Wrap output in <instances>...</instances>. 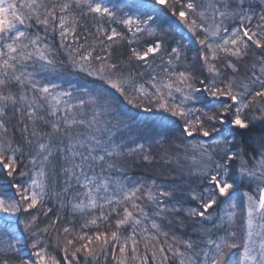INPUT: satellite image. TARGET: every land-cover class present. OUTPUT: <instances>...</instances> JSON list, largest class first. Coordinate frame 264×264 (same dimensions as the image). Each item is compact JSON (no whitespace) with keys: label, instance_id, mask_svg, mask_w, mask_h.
I'll list each match as a JSON object with an SVG mask.
<instances>
[{"label":"snow or ice","instance_id":"1","mask_svg":"<svg viewBox=\"0 0 264 264\" xmlns=\"http://www.w3.org/2000/svg\"><path fill=\"white\" fill-rule=\"evenodd\" d=\"M155 2L171 10L172 15L196 37L201 45L202 67L206 68L210 79L198 78L194 69L171 73L163 69L167 80L151 76L148 83L155 91L149 93L143 84L137 85L130 72L125 75L121 64L112 61L110 49L117 38L124 40L126 37L116 28L105 27V23L123 25L134 38L145 31L154 36L155 28L141 27L154 19L151 15L144 20L130 15L118 19L102 0H0V167L12 176L20 163L17 152L21 149L14 147L11 138L7 137L10 112L12 116L19 114L21 131L28 134L25 138H36L35 155L30 163L35 166L39 160L40 164L28 186L12 185L18 200L0 196V212L9 215L22 211L29 213L24 228L33 236L55 230V248L62 253L57 258L37 237L31 243L35 260L21 264H108L109 258L114 264H149V260L153 264H264V136L259 141V156L250 157L251 166L240 153L224 149L228 144L226 138L212 139L211 145L204 139L212 137L213 133L219 135L217 125L226 122L238 129H248L250 121L243 114L245 109H257L260 116L253 119L264 120V10L257 14L248 0H205L199 5L195 0ZM260 2L264 4V0ZM209 12L210 24L207 23ZM254 19L258 22L253 27ZM228 20H238L239 25L229 28L225 23ZM33 27L38 30L29 31ZM49 33L59 37L55 48L45 42ZM257 50L259 55H256ZM161 51L162 41L153 42L143 53L133 48L128 60L135 57L147 62L149 54ZM61 53L66 54L72 67L104 81L129 104L141 107L146 101L155 105L183 121L186 137H201L178 146L185 156L192 153L193 160L197 154L206 157V162L196 171L211 188L199 191L193 188L188 193L193 201H198V207L174 205L169 208L163 205L160 197H171V192L161 191L156 195L151 189L144 191L138 182L111 175L123 171L119 158L124 152L111 138H101L102 128L103 131L108 128L99 117L112 110L106 92L85 88L83 91L88 94V100L76 98V103H70V99L64 98H72L71 92L57 91V84H42L36 78L37 66L39 72H54L57 63L63 64V60H57ZM250 53L255 59L249 72L241 76L239 65ZM173 54L178 60L180 49H171L168 65L173 64ZM220 61H223L222 65ZM30 67L32 71H29ZM226 69H231V74ZM197 79L202 88L195 86ZM201 91L212 99L201 108H186V102L197 99L192 93ZM174 93L181 95L179 103H175ZM101 98H104L103 106L96 107ZM86 104L93 106L90 119L85 118ZM145 111H152V108ZM40 124L50 127L51 131H40ZM81 128L83 131L79 130ZM28 143L32 144V139H28ZM61 144L64 147L61 148ZM53 148L61 153L60 171L64 174L65 186L61 191L50 192L45 167L54 155ZM144 149V144H137L136 148L128 150V154L143 152L142 159L151 163V152ZM221 151V159L225 161L240 156L241 176L259 181L255 194L244 193L247 212L242 238L237 241L236 231H228L219 240L208 238L197 242L177 235L171 227L165 231L154 217H160L172 226L173 220L165 214L173 215L176 226L182 228L185 220L197 223V218L211 220L210 210L218 205L219 198L230 197L235 184L223 178L228 175V165L214 159ZM26 174L20 172L21 176ZM101 192L106 195L100 196ZM69 193L71 198L66 199ZM145 195L147 201L155 205L151 216L147 206L140 202ZM45 197H56L61 208L65 203L71 204L72 212L83 216L79 230L71 220L67 221V226L56 228L58 221L63 219L59 213L55 220L41 228L40 217H47L53 211L51 207L44 209ZM230 207L236 208L234 201ZM225 215L231 226L235 213L229 211ZM223 219L220 217L221 221ZM199 231L204 236L209 233L203 227ZM8 247L14 248V245L9 242Z\"/></svg>","mask_w":264,"mask_h":264},{"label":"trees","instance_id":"2","mask_svg":"<svg viewBox=\"0 0 264 264\" xmlns=\"http://www.w3.org/2000/svg\"><path fill=\"white\" fill-rule=\"evenodd\" d=\"M103 2V1H102ZM133 5L128 7V11H123L122 9H112L110 5H107L111 8L116 17L122 18L126 15L132 13V11L140 8L142 10L158 8L162 13H164L169 20L162 21L163 28L170 29L171 31L184 35V31L178 29L171 22L172 20H178L175 16L172 15L171 10L165 8L162 5L156 4L155 0H134ZM182 2H187V0H182ZM248 2L254 5V10L259 14L264 10V4H261L260 0H248ZM195 3L198 4V0H195ZM258 21L254 19L252 21V26L254 27ZM229 28L238 26V20H228L225 22ZM247 24V21H245ZM107 28H116L117 31L123 32L126 39L120 40L117 38L116 43L113 44V47L110 49L111 58L113 62H117L123 66L122 70L125 75L129 72L132 74L133 78L136 80L137 85L143 84L144 87L149 85L148 81L151 79L153 71L157 76L162 78L166 73L163 71L165 69L161 61H157L164 55L163 58L166 59L168 54L171 53V49L174 46L173 41H165L162 46V51L160 53L149 54L147 62L137 60L135 57L131 61L128 60V57L131 55V50L133 48L137 51L143 53L153 42H163L160 38L161 30L156 31V35L150 36L147 31L137 34L134 38L131 32H128L127 29L119 23H105ZM36 27H33L29 31H37ZM94 31V29H93ZM134 31V29H133ZM44 35L41 30L40 33ZM129 40L132 43H129ZM190 41L188 46V51L182 53L180 60L181 62L179 68L183 71L194 69V74L198 78H209L210 74L206 71V68L202 67L203 60L201 59V45L197 42L196 39ZM52 44L55 48L59 44V37L51 33L48 34V39L45 41ZM259 50L256 51V55H259ZM172 59L175 58L173 55ZM255 57L250 53L248 58L241 61L240 75L242 76L245 73H248L250 66ZM57 60H63L64 63H57L55 65L56 70L48 72H39L37 66V76L36 78L41 81V83H54L58 85L57 91H67L72 93V98L65 97L64 99H70V103H76V98H83L86 101L88 100V94L83 90L85 88L89 89L92 92H95L97 89L106 92L107 100L111 105V111L100 116L99 119L107 123L108 131H103L102 128V139H109L120 145V149L124 152V155L119 158V163L123 167V171L119 173H111L113 176H119L122 179L129 180L133 183H140L143 185L144 191L151 189V191L158 195L161 191L171 192L173 195L171 197H160L163 205L171 208L174 205L179 207H198V201H193L188 195L189 191L193 188H196L198 191L203 188H211V185L207 183L206 179L197 174V169L192 166L189 160L192 157V153H188L187 156L184 154V150L178 146L187 143L191 139H201L199 136L195 137H186L183 133V121L178 117H173L169 112H166L161 109H157L155 105H149L146 101L141 107H135L133 104H129L127 100L124 99L119 93L114 89H111L109 85L105 84L104 81H101L97 77L88 76L84 72H80L78 69L72 67V65L67 61L66 54L61 53L57 56ZM220 64H223V61H220ZM29 71H32V68H29ZM228 74H231V69L225 70ZM143 75H140V74ZM257 74L259 70L257 69ZM195 86L202 88L199 84V80L194 81ZM256 89H259V85H255ZM155 90H152L154 92ZM151 92V93H152ZM204 102L197 104H185L186 108H201L204 106V103L212 98L207 96V93L204 92ZM103 99L101 98V103L96 105V107L103 106ZM226 101V98H222ZM170 103L172 101H169ZM230 102V101H226ZM175 103H178L175 101ZM152 108V111H145L146 108ZM93 106L87 105L85 107L86 117L90 119ZM254 109H252L253 111ZM251 110L245 109L244 116L250 121L248 117ZM254 113L259 114V111ZM19 114L12 116L11 112L9 113V119L7 121V137H10L13 146H19L21 151L17 152V156L20 157V163L18 166L17 172L13 173L12 176H8L6 171L0 167V196H3L5 199H16L19 197L16 195V189L12 187L14 184H20L22 186H28L30 184V177H34L36 171L39 170L40 164L37 160V164L33 166L30 163V160L33 155H35L36 138L28 137L32 139L33 143L29 144L27 133H22V125L19 123ZM220 129L219 135L213 133V136L206 139L207 143L211 145L212 139L226 138L228 144L224 146V149L229 152H241L246 151L248 156L252 153V148L255 146L258 147L261 136H264V120L257 119L255 122H250L248 129H238L232 126L230 123L226 122L223 125H217ZM31 129V125H30ZM39 130L43 132H50V127L40 124ZM83 131V129H79ZM54 143L58 141L54 140ZM66 143V142H65ZM137 144H144V151L151 152L153 161L151 163L146 162L142 159L143 152L128 154V150L131 148H136ZM60 147H64L63 144ZM54 155L50 157L49 162H47L45 167V172L48 177V190L50 192L61 191L64 185V174L60 171V165L62 163L61 153L58 149L53 148ZM223 151L214 157L221 163H226L228 165V175L232 176L234 174V169L236 162L239 160V156L235 160L225 161L221 159ZM196 156H199L198 154ZM195 156V157H196ZM192 160V159H191ZM190 160V161H191ZM99 172V169H97ZM20 172L27 173L24 176L20 175ZM108 173H106L107 175ZM55 181V183H53ZM74 183V181H73ZM110 194V193H108ZM71 193L68 194L66 199L71 198ZM100 196L106 195V193H99ZM177 201H180V204H177ZM102 202V201H101ZM144 203L147 207L146 210L149 211V215H152L151 210L155 208V205L147 201L145 195L144 199L140 201ZM51 207L52 212L49 213L47 217H40V227L43 228L51 220H55L57 213L62 220L58 221L56 228H62L67 226V221L71 220L73 226L79 230L80 224L83 222V216L79 213H73L71 204L65 203L63 208L60 207V203L56 197L49 199L45 197L44 209ZM214 208V207H213ZM107 211V208H105ZM212 211V209L210 210ZM168 215L169 219L173 220V225L169 226L166 220H162L160 217H154L158 222L162 223V227L165 231L169 230V227L172 228L177 235L182 236L184 239H192L199 242L203 239L202 233L199 231L201 227H205L206 220H199V223L192 220H185L184 227L180 228L176 226L175 217L173 215ZM183 217V213L180 214ZM29 218V213L20 212L14 215H9L4 212H0V264H4L5 261L8 264H21L22 261L26 260H35V257L32 255L33 249L31 248V243L33 240L40 238L41 244H46L49 247V251L57 255V258H60L62 253H59L55 248V237L57 235L56 231L50 229L48 233H37V236H33L31 231H25L24 221ZM147 223V222H146ZM238 229H240V235H243L244 227L243 220H240L238 223ZM150 227V225H149ZM171 234V233H170ZM242 238V237H241ZM163 239V237H161ZM238 239L237 241H239ZM12 243L14 248H9L8 243ZM141 251L143 252V246H141ZM149 257L151 253H146ZM94 264V262H93ZM108 264H114V262L109 258ZM149 264H153L149 260Z\"/></svg>","mask_w":264,"mask_h":264},{"label":"rangeland","instance_id":"3","mask_svg":"<svg viewBox=\"0 0 264 264\" xmlns=\"http://www.w3.org/2000/svg\"><path fill=\"white\" fill-rule=\"evenodd\" d=\"M103 3L105 5H110V7L112 9H122L123 11H128V7H130L131 5H133L134 0H102ZM205 2V0H198V5ZM129 15L132 17H139L141 20H144L147 18L148 15L153 16V20L148 21L147 24H141L142 28H148L149 26L152 28H155L156 31L161 30V33H159V35H161V39L163 40L162 42V46L164 44L165 41H173L174 42V46L173 48H179L180 49V58L182 53H186L188 51V46L190 41H194L193 39H196L195 36L192 35V33H190L188 31V29L179 21V20H172V24L174 26H176L178 29H181L184 31V35L175 33L173 31H171L170 29H166L163 28L162 25V21H167L169 20L167 18V16L162 13L158 8L154 7V9H149L147 11L142 10L140 8L132 11V13L130 14L129 11ZM209 19L207 21V23H211V13H208ZM217 21H219V17H217ZM235 27V26H234ZM201 36H203V33H200ZM197 40V39H196ZM161 56L167 55L164 52L163 54H160ZM174 55V54H173ZM172 55V56H173ZM180 58L177 59H173V64L172 65H168L167 60L169 59V55L168 57H166V59L163 58V60L161 61L164 65L166 64V66L164 67L165 69H168V72H179V71H183L182 69L179 68V65H181V62L178 63V61L180 60ZM161 60L158 59L157 61L159 62ZM155 75L157 76V74H155V72L153 71L152 76ZM159 77L157 76V79ZM160 79H164L167 80V73ZM146 89H148L149 93L152 92V90H154L151 86V84L149 83V85L147 87H145ZM187 91V90H186ZM174 95L176 96V101L179 103L181 100V95L179 93H174ZM192 95L194 97H196L197 99H193L190 100L188 102H186V104L191 103V104H197L200 102H204V92H193ZM255 111H258L257 109H254L253 111H250V114H248L250 117V122H255L257 119H253L254 116H260V113H254ZM252 153L250 154V156H248V154L246 153V151H241L239 152L244 159L249 160V166H251V164L253 163L250 160V157L252 156H259V151H260V146L258 145L255 146L254 148H252ZM192 159V158H191ZM190 159V160H191ZM189 162H191L192 166L194 165V167L197 169L199 168L203 163L206 162V157L202 158L200 156H196L195 159L191 160ZM240 156H239V160L236 162V166L234 169V174L232 176L227 175L223 178L228 179L229 182L234 183L235 187L234 189L231 191L230 193V197H220L219 198V202L218 205L214 206V208L212 209V219L211 220H206L205 223V227H203L204 229H208L209 233L207 236H203V239H215V240H219L222 237H224L226 235V233L228 231H236L237 233V237L236 239H241V237L243 235H240V229H238V223L240 222V220H243V227H245V219H246V212H247V199L244 196L245 192H251L253 194H255L256 191V186L257 183H259L258 180H254L252 178L245 176H241L240 171H239V166H240ZM235 202L236 204V208L232 209L230 207V204L232 202ZM234 212L235 213V217L234 220L231 224V226H229V222H228V218L225 215L226 212ZM220 217H223V221L220 220ZM223 225V226H221ZM244 232V231H243Z\"/></svg>","mask_w":264,"mask_h":264}]
</instances>
